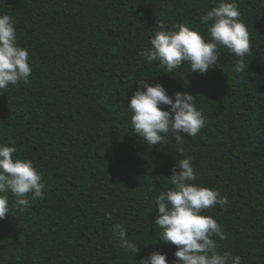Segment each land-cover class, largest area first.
<instances>
[{
    "label": "trees",
    "instance_id": "16d2710c",
    "mask_svg": "<svg viewBox=\"0 0 264 264\" xmlns=\"http://www.w3.org/2000/svg\"><path fill=\"white\" fill-rule=\"evenodd\" d=\"M221 2L238 5L250 33L243 73L223 47L207 74L187 62L169 73L141 55L161 23L210 42L211 22L200 18ZM4 15L29 52L32 75L0 90V147H14V161H31L45 188L23 212L11 191L0 193L10 210L0 220V264H139L154 253L177 264V247L159 240L155 201L175 189L172 170L185 158L197 175L192 183L228 199L202 213L226 237H213L220 254L264 264V0H0ZM141 80L162 85L173 102L177 93L197 97L204 128L181 133L182 145L171 132L167 143H146L129 107L147 91ZM116 225L140 248L136 256L119 246Z\"/></svg>",
    "mask_w": 264,
    "mask_h": 264
},
{
    "label": "clouds",
    "instance_id": "9594fccd",
    "mask_svg": "<svg viewBox=\"0 0 264 264\" xmlns=\"http://www.w3.org/2000/svg\"><path fill=\"white\" fill-rule=\"evenodd\" d=\"M240 15L238 5L228 2H221L202 15L203 24L211 22L208 29L210 42L185 25H177L178 31H166L161 23L158 25L161 30L151 39V49L141 55L148 63L159 61L169 73L187 62L192 72L207 74L216 68L218 48L223 47L239 57L234 71L243 73L248 68L244 58L252 55V47L247 26L239 21ZM31 75L29 52L17 46L14 22L10 16L4 15L0 18V90L9 85L18 86L21 82L27 84ZM138 84L147 91L139 90L132 97L129 105L133 113L131 123L135 134L146 143L152 146L167 143V134L171 132L177 144L182 145L181 133L195 137L204 128L206 121L202 112L197 110V97L177 93L173 102L162 85L153 87L149 81L143 80ZM162 106L170 107L171 111L163 110ZM15 151L14 147H0V193L11 191L17 198L18 209L23 212L32 201L43 198L45 185L31 161H14ZM179 151L182 153L183 148L180 147ZM172 172L169 181L175 189L161 193L155 201L158 205L155 223L162 229L159 240L177 247V264H229L230 261L231 264H241V258L233 257L231 252L220 254L213 237H226L215 219L202 215L216 205L225 207L227 197H221L219 191L192 183L197 175L190 158L178 160ZM9 214L8 197L0 195V220ZM113 236L120 241L122 249L135 256L140 252V248L127 239L122 226L114 227ZM139 264H167V256L154 253Z\"/></svg>",
    "mask_w": 264,
    "mask_h": 264
}]
</instances>
